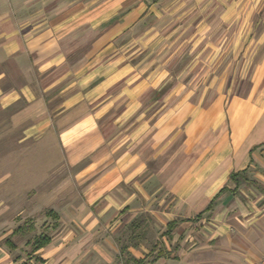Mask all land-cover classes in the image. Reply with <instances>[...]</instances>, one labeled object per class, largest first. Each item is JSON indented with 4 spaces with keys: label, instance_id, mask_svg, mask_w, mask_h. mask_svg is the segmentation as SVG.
Instances as JSON below:
<instances>
[{
    "label": "crops",
    "instance_id": "obj_1",
    "mask_svg": "<svg viewBox=\"0 0 264 264\" xmlns=\"http://www.w3.org/2000/svg\"><path fill=\"white\" fill-rule=\"evenodd\" d=\"M146 10L191 14L184 25L195 29L183 41L195 42L197 61L188 74L219 43H246L242 58L257 60L247 94L217 77L175 84L173 68H145L114 49ZM48 154L49 168L25 166ZM257 166L264 170V0H0V208L47 195L65 203L55 212L78 233L65 226L41 250L43 264H116L107 235L161 190L173 197L169 223L195 219L214 199L216 220L234 213L237 224L214 229L213 264H256L264 190L244 191L230 175ZM9 256L0 246V264H15Z\"/></svg>",
    "mask_w": 264,
    "mask_h": 264
},
{
    "label": "rangeland",
    "instance_id": "obj_2",
    "mask_svg": "<svg viewBox=\"0 0 264 264\" xmlns=\"http://www.w3.org/2000/svg\"><path fill=\"white\" fill-rule=\"evenodd\" d=\"M185 13L179 10L153 12L146 10L143 24L136 30L131 27L126 35L117 40L114 49L120 51L122 55L131 57V59L140 60L145 68L156 65L173 68L174 76L171 81L175 84L184 79L186 82L195 80L194 83H206V81L217 77L218 79L222 78L224 84L232 82L234 93L247 94L248 83L255 76L254 68L257 60L256 57L253 58L252 56H250L251 58H242L246 43L229 41L219 43L221 50H218V54L215 56V53L208 51L206 59H203L206 66L202 61L194 67L192 73L188 74L189 69L186 71L185 68L193 65L197 59L190 57L188 52L195 42L183 41V37L188 36L195 29L193 26L184 25L191 15ZM237 30L240 33H246L247 27L239 26ZM140 35L142 40L139 42L136 38ZM246 58L249 62H245ZM201 68H203L202 72ZM205 70H207L206 73H203ZM157 106L160 107V105ZM41 156L43 157V155ZM165 160L166 155L160 154L157 160L152 163L153 168H159L165 163ZM26 161L28 163L25 165L26 167L29 163L32 166L41 163L42 166L48 165L49 168L56 163V156L48 154L45 160L39 161L38 155H30L29 160ZM153 161L151 160L150 163ZM3 172L0 170V174ZM257 174L263 175V168L259 169L257 166L246 171L245 179L242 178L244 181L241 187L244 191L251 188L258 193H263L264 186ZM47 188L44 186L42 190ZM249 198L251 199L252 196L250 195ZM30 199L28 202H5L0 208V214H2L0 216V246L5 245V241L11 238V234H7L8 230L13 232L26 223L27 227L32 224L36 229L35 232H28L27 235H17L11 238L17 246V250L8 249V251L10 259H13L15 264L23 263L28 259L31 253V246L28 245V242L41 233L49 234L54 239L60 235L66 226L65 233L69 229L72 231L68 234L69 237L78 235L74 231L73 225L67 223L63 226L64 223L61 218L59 222H56L46 217V212L49 210L59 213V207L64 205V202L52 201L47 195L34 198V194H32ZM156 199L151 206L144 204L142 210L137 213L128 212L123 215L115 232L109 233V235L105 234L114 240L117 247L116 264H125L126 261L132 259H144L145 264H183V258L188 254H193V264H199L200 259H202L203 264H213L217 250L209 244L213 245L216 242L214 229L218 223L229 224V226L237 224L234 213L225 214L224 220L221 217L216 220L213 209L211 212L203 214L201 221L197 223L187 222V219L180 218L176 220L178 223L175 229L169 234H165L171 219L167 214L174 205L173 197L161 190L157 192ZM259 203L264 204V198ZM7 209L9 210L7 211ZM205 227L206 229H204ZM207 243L208 245H206ZM165 257H168V260Z\"/></svg>",
    "mask_w": 264,
    "mask_h": 264
},
{
    "label": "trees",
    "instance_id": "obj_3",
    "mask_svg": "<svg viewBox=\"0 0 264 264\" xmlns=\"http://www.w3.org/2000/svg\"><path fill=\"white\" fill-rule=\"evenodd\" d=\"M257 148H259V147H255L254 150H256ZM246 171L247 170H245L243 172L232 173L230 175V181L236 182L237 185H239L238 178L245 179ZM226 190L227 189H225V188L222 189L220 191V193L218 194V196L221 193L225 192ZM214 205H215V199L209 204V206L207 207V209L203 213L199 214L195 219L188 220V222H193V221L199 220L203 214L211 212L214 208ZM46 217L50 218L56 222H59V220H60L59 215L53 210L47 211ZM177 223H178L177 221L170 222L167 225V232L165 234H169L171 231H173L175 229V227L177 226ZM26 224L18 227L12 233L11 238L14 236H17V235H19V236L27 235L28 232L29 233L35 232L36 229H35L34 225L31 224L27 227ZM11 238H8L5 242V244L9 250L15 251V250H17V246L15 245V243L12 241ZM51 242H52V237L46 233H41L40 235L34 237L32 241L28 242V245L31 246V253L29 254L28 259L26 261H24L23 263H20V264H43L44 261L40 256V252H41V250H43L44 248L49 246L51 244ZM125 264H145V261H144V259H132L130 261H126Z\"/></svg>",
    "mask_w": 264,
    "mask_h": 264
},
{
    "label": "built area",
    "instance_id": "obj_4",
    "mask_svg": "<svg viewBox=\"0 0 264 264\" xmlns=\"http://www.w3.org/2000/svg\"><path fill=\"white\" fill-rule=\"evenodd\" d=\"M256 264H264V252L262 256L259 258V260L256 262Z\"/></svg>",
    "mask_w": 264,
    "mask_h": 264
}]
</instances>
